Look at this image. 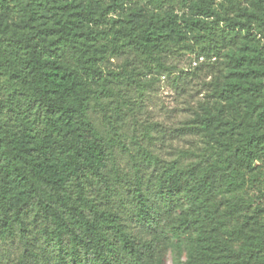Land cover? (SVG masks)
Returning <instances> with one entry per match:
<instances>
[{"label":"trees","instance_id":"trees-1","mask_svg":"<svg viewBox=\"0 0 264 264\" xmlns=\"http://www.w3.org/2000/svg\"><path fill=\"white\" fill-rule=\"evenodd\" d=\"M97 1L0 0V264H164L172 239L187 242L180 264H264V0L223 11L199 0L190 17L175 8L191 0H150L139 23L106 19ZM186 30L198 56L225 57L220 94H249L251 116L214 135L211 161L184 168L137 145L144 164L125 199L115 147L135 154L121 132V74L141 94L139 72L167 69L171 37ZM110 57L120 70L105 72Z\"/></svg>","mask_w":264,"mask_h":264},{"label":"rangeland","instance_id":"rangeland-1","mask_svg":"<svg viewBox=\"0 0 264 264\" xmlns=\"http://www.w3.org/2000/svg\"><path fill=\"white\" fill-rule=\"evenodd\" d=\"M77 1H81L84 5L88 0ZM191 1L182 10L176 7L175 12L187 17L194 16L193 3L199 0ZM212 1L213 5L220 10L229 2V0ZM233 1L247 4L245 0ZM92 7L96 12L101 9L106 11L109 8L110 12L106 15V19L130 20L135 23L148 19L152 13L150 0H98L93 3ZM196 34V31L186 30L183 40L171 37L165 58L167 69L161 70L160 73L139 72L137 75L143 85L141 94L137 93L134 84H126V75L124 72L121 74L123 81L121 84L130 95L121 103L125 118L121 125V132L125 145L135 154L133 159L130 153L115 147L117 165L125 173L120 183L125 199L126 194L131 193L134 186L133 166L144 164L142 157L135 152L137 145L147 147L160 160L175 161L179 168H184L197 158H202L206 162L211 161L213 159L212 147L215 144L213 138L222 136L227 123L245 124L251 116L253 109L251 101L254 98L249 94L233 93L230 97L220 94L216 76L217 69L222 67L221 62L225 60V57L201 56L200 58L198 56L199 46L195 43ZM245 41L244 44L247 46L253 42L248 39ZM242 46L236 48L235 51L240 52ZM232 51L234 49L229 50L228 53ZM225 52L226 50L223 51ZM121 62L120 57H110L105 65V72L120 70ZM128 69L132 72L131 68L128 67ZM211 113L217 116L218 121L209 129L201 128L197 119ZM88 116L95 128L102 135H106V127L99 110L91 109ZM190 125L197 127V130L194 127L197 133L185 129ZM255 164H260V162L255 161ZM150 170L147 169V173ZM128 188L130 190L126 191ZM237 194L239 197L248 199L251 198L253 191L243 187L237 191ZM186 244V241L177 243L175 239H172V245L167 252L164 264L183 262L186 257ZM6 248L8 249L7 246ZM8 250L12 252L11 249ZM6 264H14V262L9 260Z\"/></svg>","mask_w":264,"mask_h":264},{"label":"built area","instance_id":"built-area-1","mask_svg":"<svg viewBox=\"0 0 264 264\" xmlns=\"http://www.w3.org/2000/svg\"><path fill=\"white\" fill-rule=\"evenodd\" d=\"M200 58H202V57H200Z\"/></svg>","mask_w":264,"mask_h":264}]
</instances>
